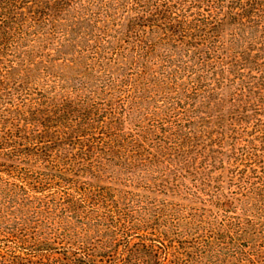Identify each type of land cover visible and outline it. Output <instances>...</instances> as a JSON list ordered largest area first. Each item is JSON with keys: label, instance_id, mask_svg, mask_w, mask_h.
<instances>
[{"label": "trees", "instance_id": "trees-1", "mask_svg": "<svg viewBox=\"0 0 264 264\" xmlns=\"http://www.w3.org/2000/svg\"><path fill=\"white\" fill-rule=\"evenodd\" d=\"M0 264H264V0H0Z\"/></svg>", "mask_w": 264, "mask_h": 264}]
</instances>
